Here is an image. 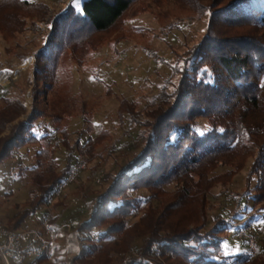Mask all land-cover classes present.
Returning <instances> with one entry per match:
<instances>
[{
    "label": "trees",
    "instance_id": "16d2710c",
    "mask_svg": "<svg viewBox=\"0 0 264 264\" xmlns=\"http://www.w3.org/2000/svg\"><path fill=\"white\" fill-rule=\"evenodd\" d=\"M134 1L81 0L78 11L68 4L49 18L53 30L43 40V52L36 54L41 67L34 74L37 92L43 94L35 97L26 119L11 126L6 135H2L6 124L22 115L24 107L0 87V180L13 168L10 173L16 179L27 177L29 187L24 209L1 227L7 231L38 228L35 223L43 216L50 223H69L77 233L79 254L69 260L55 258L57 264H112L111 255L120 253V264H160L153 259L158 253L165 264H264V249L258 243L253 258L244 257V250L223 254L222 234L247 230L249 220L225 226L226 221L206 215L211 189L236 175L251 152L247 179L255 176L256 184L252 188L247 181L249 196L239 193L235 206L241 210L247 201L255 206L264 203V0H211L205 34L179 59L177 80L160 88L145 114L122 103L123 137H128L124 147L130 150V158L99 177L102 192L93 197L83 194L81 207L64 209L62 200L53 202L57 187L92 138L82 133L70 146L64 131L58 140L53 137L55 121L45 115L41 101L54 88L59 56L87 42V34L111 30ZM0 3L43 13L47 9L28 0ZM63 21L65 25L58 27ZM32 145H39L38 151L29 152ZM56 149L67 154L60 170L53 158ZM223 168L225 174H216ZM97 173L90 168L88 179ZM36 212L39 217L27 226ZM261 212L264 209L256 210ZM134 250L136 258L122 261ZM48 257L12 264H40Z\"/></svg>",
    "mask_w": 264,
    "mask_h": 264
},
{
    "label": "rangeland",
    "instance_id": "374dc122",
    "mask_svg": "<svg viewBox=\"0 0 264 264\" xmlns=\"http://www.w3.org/2000/svg\"><path fill=\"white\" fill-rule=\"evenodd\" d=\"M28 1L45 6V13L37 8L25 9L14 3H0V87L9 90L17 103H22L24 107V113L6 124L2 135L8 134L11 126L25 120L35 97L43 94L37 92L34 74L41 67L36 54L43 52V40L53 30L49 26V18L53 19L68 4H72L76 11L79 9L76 0ZM210 4L211 0H135L111 30L89 33L86 35L87 42L65 49L59 56L54 88L41 101L45 115L54 118L53 128L57 135L53 137L58 140L57 136L64 131L68 134L70 146L82 133L87 138L91 134L92 138L85 145L81 158L73 164H83V169L55 195L53 202L62 200L64 209L81 207L83 194L93 197L102 192L99 177L114 171L130 158V150L124 147L128 137H123L126 124L125 116L120 111L122 103H129L135 111L145 114L152 108V97L160 88L170 80L171 83L177 80L174 74L179 59H184L182 56L200 42L205 34ZM15 14L23 20V25L15 20ZM64 25L63 21L58 27ZM11 76L13 78L5 82ZM13 110L18 111L16 108ZM40 144H44V141L41 140ZM48 146L47 151L50 152L54 141ZM38 149L39 145L28 148L31 153ZM55 151L53 158L57 170H60L67 154L60 149ZM87 151L95 157H89ZM24 152L25 149L22 150ZM252 154L254 152L247 156L236 175L230 180H222L211 189L206 215L226 221L223 223L225 226H236L249 220L247 231L254 233L264 230V213H256L257 209H264V203L255 206L252 201H247L242 203L240 210L235 206L234 199L239 193L249 196L247 181L252 188L256 184L255 176L247 179L254 157ZM90 168L98 172L94 179H88ZM226 172L223 168L218 169L216 174ZM27 181V177L16 179L10 172L0 180V226L7 218L24 209L28 200ZM171 188L167 187L168 190ZM38 217L39 212H36L26 225L31 227ZM35 224L36 227L40 225L37 222ZM235 230H226L222 234L225 238L223 254L227 256L245 250L243 241L234 236ZM67 233L76 232L71 228ZM75 238H70L72 245L68 250L61 246L40 264H57L55 258L69 260L76 257L79 254V241ZM258 246L264 249V240L260 239ZM137 255L135 250L130 251L123 255L122 261L136 258ZM120 256L121 253L112 254V264H120ZM153 259L165 264L162 257Z\"/></svg>",
    "mask_w": 264,
    "mask_h": 264
},
{
    "label": "built area",
    "instance_id": "2783aa9c",
    "mask_svg": "<svg viewBox=\"0 0 264 264\" xmlns=\"http://www.w3.org/2000/svg\"><path fill=\"white\" fill-rule=\"evenodd\" d=\"M83 164L76 163L70 170L69 175L56 189L55 194L82 170ZM13 172V168L10 169ZM71 226L69 223L57 224L50 223L48 216L40 219L38 228L7 231L0 226V264H12L11 261H20L24 259H37L44 255L51 256L55 251L61 234L69 232ZM234 236L241 239L245 243L243 256L252 258L257 251V243L260 239L264 240V230H258L251 233L245 229H236ZM155 259H161L158 253Z\"/></svg>",
    "mask_w": 264,
    "mask_h": 264
},
{
    "label": "crops",
    "instance_id": "0c3cea01",
    "mask_svg": "<svg viewBox=\"0 0 264 264\" xmlns=\"http://www.w3.org/2000/svg\"><path fill=\"white\" fill-rule=\"evenodd\" d=\"M66 236V237H65ZM64 234L61 236L58 244H57V247H56V250L59 249L61 246L66 250H68L70 248V246L72 245V239H70L71 237L77 239V233H67V235ZM70 242V243H69ZM73 253H76L75 250H73ZM76 254H73L74 256H76Z\"/></svg>",
    "mask_w": 264,
    "mask_h": 264
},
{
    "label": "snow or ice",
    "instance_id": "6c2138e0",
    "mask_svg": "<svg viewBox=\"0 0 264 264\" xmlns=\"http://www.w3.org/2000/svg\"><path fill=\"white\" fill-rule=\"evenodd\" d=\"M76 2H77V7H79L81 0H76ZM5 71H7V70H5Z\"/></svg>",
    "mask_w": 264,
    "mask_h": 264
}]
</instances>
